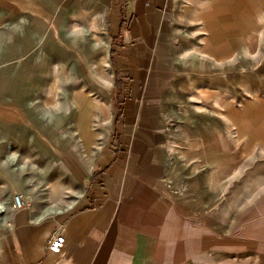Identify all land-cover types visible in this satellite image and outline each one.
I'll use <instances>...</instances> for the list:
<instances>
[{"label":"crops","instance_id":"obj_1","mask_svg":"<svg viewBox=\"0 0 264 264\" xmlns=\"http://www.w3.org/2000/svg\"><path fill=\"white\" fill-rule=\"evenodd\" d=\"M0 134V264H264V0H0Z\"/></svg>","mask_w":264,"mask_h":264},{"label":"rangeland","instance_id":"obj_2","mask_svg":"<svg viewBox=\"0 0 264 264\" xmlns=\"http://www.w3.org/2000/svg\"><path fill=\"white\" fill-rule=\"evenodd\" d=\"M14 151L17 150L13 145L12 150L7 148V142L0 134V197L11 193L15 194L20 189L31 193L33 184L48 176H43V174L34 170V167L37 168V166L41 168L43 163L29 155H18L17 158H13L12 154L16 155ZM20 165H23V167Z\"/></svg>","mask_w":264,"mask_h":264},{"label":"built area","instance_id":"obj_3","mask_svg":"<svg viewBox=\"0 0 264 264\" xmlns=\"http://www.w3.org/2000/svg\"><path fill=\"white\" fill-rule=\"evenodd\" d=\"M126 4H128V2H126ZM13 206L16 208H20L22 206V200L20 195H14ZM64 241V225H61L48 240L47 249L51 252L57 253L61 250Z\"/></svg>","mask_w":264,"mask_h":264},{"label":"bare ground","instance_id":"obj_4","mask_svg":"<svg viewBox=\"0 0 264 264\" xmlns=\"http://www.w3.org/2000/svg\"><path fill=\"white\" fill-rule=\"evenodd\" d=\"M3 205L0 206V209H2Z\"/></svg>","mask_w":264,"mask_h":264}]
</instances>
